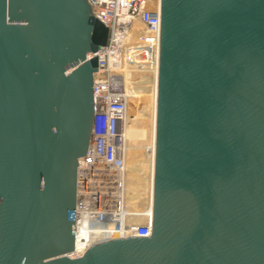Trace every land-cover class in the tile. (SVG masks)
<instances>
[{"label": "water", "instance_id": "95a60500", "mask_svg": "<svg viewBox=\"0 0 264 264\" xmlns=\"http://www.w3.org/2000/svg\"><path fill=\"white\" fill-rule=\"evenodd\" d=\"M152 235L75 250L93 140L88 0H0V264H264V0H162Z\"/></svg>", "mask_w": 264, "mask_h": 264}, {"label": "built area", "instance_id": "2783aa9c", "mask_svg": "<svg viewBox=\"0 0 264 264\" xmlns=\"http://www.w3.org/2000/svg\"><path fill=\"white\" fill-rule=\"evenodd\" d=\"M88 1L109 34L107 43L92 54L99 58L94 78L96 120L87 155L79 159L76 244L69 253L73 258L111 239L149 237L153 221L148 214L143 221L132 220L141 213L120 208L110 187L122 180L126 166L128 105L135 92L128 75L142 70L159 74L162 0ZM133 26L139 28L137 38L125 42ZM94 230L101 234L94 236ZM117 232L119 236H114Z\"/></svg>", "mask_w": 264, "mask_h": 264}, {"label": "rangeland", "instance_id": "374dc122", "mask_svg": "<svg viewBox=\"0 0 264 264\" xmlns=\"http://www.w3.org/2000/svg\"><path fill=\"white\" fill-rule=\"evenodd\" d=\"M139 28L132 27L131 33L128 35V40L133 42L137 36ZM136 80L144 79L140 75H135ZM146 82V81H145ZM146 86L137 87V94H140L137 101L139 104L136 107H129V120L133 125V136L130 145L137 149L136 153L128 155L127 185L130 187L132 194L137 197L130 204L125 195V207L132 211H147L151 204V180L154 176V153L150 152L152 146L154 124L156 119L157 96L154 93V82L152 79L146 82ZM135 102V104L137 103ZM125 180V182H126ZM136 201V202H135ZM150 203V204H149Z\"/></svg>", "mask_w": 264, "mask_h": 264}, {"label": "bare ground", "instance_id": "6f19581e", "mask_svg": "<svg viewBox=\"0 0 264 264\" xmlns=\"http://www.w3.org/2000/svg\"><path fill=\"white\" fill-rule=\"evenodd\" d=\"M129 35V34H128ZM137 38V36L135 37V39ZM134 39V41H135ZM133 41V42H134ZM125 42H130L128 40V36H126L125 38ZM135 75H140L142 76L144 79H139V80H136L134 78ZM128 79L132 82L134 81L135 82V92L134 94L132 95L131 99L129 100V105H128V124H127V127H126V135H127V150H128V153H127V157H126V163H127V159H128V155L131 153V155L135 154L137 149H135L133 147L134 144L130 145V142H131V139H132V136H133V125H131L130 123V118H129V107L132 105V107H136L139 103L137 101L140 102V100H138V98L140 97V94L138 95L137 94V91L139 92L140 90H136L137 87H140V86H146V82L150 79H152V81L154 82V93H155V96L158 95V73L157 75H154L153 73L149 72V71H146V70H142V71H137L135 72L134 74L131 73L128 75ZM146 81V82H145ZM135 102H137L135 104ZM156 119H157V107H156ZM156 119H155V124H154V134H153V142H152V146L149 148L150 152L153 151L154 153V171H155V152H156ZM128 178V172H127V165L125 166V172L123 173V177H122V180H118L117 181V185H116V181L114 182V184L110 187V190L113 191V195L112 196H115L116 197V200H117V203L119 205V207L121 208H124L125 207V195L127 194V199H128V202H130V204H133L134 200H136L137 197H135L133 194H132V191L130 190V187H128L129 185H127V179ZM126 180V182H125ZM123 184V185H122ZM151 208L150 206L148 207L147 211L143 212V211H132L131 209H129L128 207H125L126 208V213L128 214H136L138 215L137 213H141L140 217L138 216H131V219L132 220H135L137 222H140V221H143L145 220V214H148V217L151 216L152 218V208H153V193H154V176H153V180H151ZM136 202V201H135ZM94 233V236H97L99 234H101V232L99 231H93ZM114 236H119V232H117Z\"/></svg>", "mask_w": 264, "mask_h": 264}]
</instances>
